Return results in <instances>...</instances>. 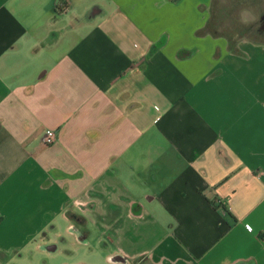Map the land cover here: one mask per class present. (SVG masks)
Returning a JSON list of instances; mask_svg holds the SVG:
<instances>
[{
	"label": "crops",
	"instance_id": "obj_1",
	"mask_svg": "<svg viewBox=\"0 0 264 264\" xmlns=\"http://www.w3.org/2000/svg\"><path fill=\"white\" fill-rule=\"evenodd\" d=\"M215 1L0 0V264H264V31Z\"/></svg>",
	"mask_w": 264,
	"mask_h": 264
},
{
	"label": "rangeland",
	"instance_id": "obj_2",
	"mask_svg": "<svg viewBox=\"0 0 264 264\" xmlns=\"http://www.w3.org/2000/svg\"><path fill=\"white\" fill-rule=\"evenodd\" d=\"M209 12L207 30L220 35L233 32L239 38L258 30V18L264 14V0H216Z\"/></svg>",
	"mask_w": 264,
	"mask_h": 264
},
{
	"label": "built area",
	"instance_id": "obj_3",
	"mask_svg": "<svg viewBox=\"0 0 264 264\" xmlns=\"http://www.w3.org/2000/svg\"><path fill=\"white\" fill-rule=\"evenodd\" d=\"M62 3H59V5L60 4L62 5ZM54 141H55V132L52 129H46L43 135V142L48 145L53 143Z\"/></svg>",
	"mask_w": 264,
	"mask_h": 264
},
{
	"label": "flooded vegetation",
	"instance_id": "obj_4",
	"mask_svg": "<svg viewBox=\"0 0 264 264\" xmlns=\"http://www.w3.org/2000/svg\"><path fill=\"white\" fill-rule=\"evenodd\" d=\"M258 31H264V14H261L258 18ZM134 264V263H133Z\"/></svg>",
	"mask_w": 264,
	"mask_h": 264
},
{
	"label": "trees",
	"instance_id": "obj_5",
	"mask_svg": "<svg viewBox=\"0 0 264 264\" xmlns=\"http://www.w3.org/2000/svg\"><path fill=\"white\" fill-rule=\"evenodd\" d=\"M66 3H62V5L56 4L55 5V10L56 11H63L66 8Z\"/></svg>",
	"mask_w": 264,
	"mask_h": 264
}]
</instances>
